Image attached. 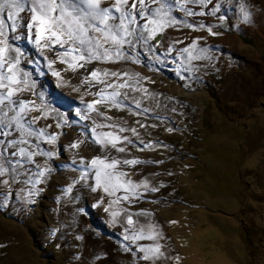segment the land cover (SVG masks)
Returning <instances> with one entry per match:
<instances>
[{
	"label": "rangeland",
	"instance_id": "1",
	"mask_svg": "<svg viewBox=\"0 0 264 264\" xmlns=\"http://www.w3.org/2000/svg\"><path fill=\"white\" fill-rule=\"evenodd\" d=\"M229 1L189 4L204 14L187 16L175 0H167L173 15L186 23L166 27L151 41V54L141 51L139 64L130 59L93 61L73 71L54 51L41 52L32 44L26 28L16 32L21 33L19 39L10 34V43L24 53L20 67L36 82L34 91L22 97L39 105L34 92H44L69 124L58 127L56 112L47 118L42 112L31 113L41 117L35 128L59 134L55 143L32 138L40 149L55 153L52 158L36 155L41 164L13 157V149L8 150L12 163H22L15 173L0 176L7 181L0 183V264H264V29H246L243 8L240 13L238 0ZM202 48L207 52L201 53ZM56 51L62 49L57 46ZM190 55L210 59L190 60ZM48 60L56 61L52 68L59 76L52 75ZM97 69L121 74L119 80L109 77L108 83L131 85L118 89L126 95L127 107L105 101L95 105L98 112L81 120L77 110L86 111L88 103L99 99V89L86 88L75 75L90 78ZM182 91L189 94L183 96ZM93 122L136 130L123 132L133 141L123 146L129 160L143 163L119 168L132 179L140 170L151 171V181L145 180L157 191L140 188L139 198L112 204L116 197L93 191L91 174L81 179L93 158H110L113 150L94 142ZM70 131L80 135L78 147L66 144ZM14 138L18 136L7 137ZM72 147L93 157L82 158V150L75 156ZM36 165L51 172L40 178L39 192L22 202L17 181L27 169L37 170ZM113 211L118 213L115 222ZM129 215L133 225L127 222ZM132 228L143 229L145 238L126 241L125 230ZM150 231L155 239L147 238ZM155 244L163 256L143 259L138 245Z\"/></svg>",
	"mask_w": 264,
	"mask_h": 264
},
{
	"label": "snow or ice",
	"instance_id": "2",
	"mask_svg": "<svg viewBox=\"0 0 264 264\" xmlns=\"http://www.w3.org/2000/svg\"><path fill=\"white\" fill-rule=\"evenodd\" d=\"M207 3L208 0H175L176 6L187 16L204 14L193 11L189 4L205 6ZM182 23L186 22L178 20L173 15V7L167 0H111L110 3L108 0H0V176L15 173L17 165L22 163L21 160L12 163L8 159L9 149H13L11 156L35 164L36 155L52 158L55 153L40 149V144L33 143L32 138L35 137L37 141L43 140L46 143H55L59 138V134L46 133L43 128L34 127L41 117L32 116L31 113L42 112L43 118H47L51 112H56V108L52 107L55 100H46L44 92H34L41 101L39 105L35 100L22 97L24 92L34 91L36 82L31 78L30 72H25L20 67L24 53L20 47L10 43V34L26 28L27 39L41 52L45 49L54 51L61 63H65L68 68L75 71L93 61L118 62L130 59L139 64L141 51L148 54L153 52L155 45L151 44V41L155 40L157 35L162 34L166 27ZM188 26L191 27V25ZM208 31L211 32V28ZM19 38V36L15 37V39ZM57 46L62 51H56ZM192 48L195 49L196 45L193 44ZM183 51L188 53L189 49L185 48ZM200 52L206 53L207 50L202 48ZM202 58L210 59L207 56H189L190 60ZM55 62V60H48L47 67L52 75L59 76V72L52 68ZM109 77H116L119 80L121 74L107 71L101 73L97 69L90 73V78L85 79V83L94 80L105 87L95 93L99 99L88 103L86 111L77 110L76 114L81 120L88 119L90 112H98L95 105L105 101L117 108L127 107L124 103L126 95L122 97L118 89L131 87V85L127 81L119 84L108 83ZM136 82L138 83V80ZM108 89L112 91L109 92ZM135 107H141L139 102H136ZM56 114L60 117L57 122L58 127L69 124L63 112H56ZM106 119L110 118L106 117ZM93 123L91 130L93 139L101 148L105 150L112 148L123 153L127 151V148L121 145L133 143L129 137L121 136L120 133L131 131L136 134L135 129L120 128L117 132L116 125ZM104 127L112 128L114 131H98ZM9 136H18V138L7 139ZM140 143L143 144V141ZM78 146V144L73 145V147ZM138 163L143 161L109 158L107 155L96 157L90 161L91 168L84 172L81 179H87L91 174L95 179L93 191L101 189L108 195L116 197L112 204H118L121 200L130 201L131 197L139 198L140 188H144L145 191H157L156 188L149 189L147 181L141 184L133 182L128 173L119 168L121 164L135 166ZM36 167L39 170L34 173L36 179L30 181L32 187L28 191L29 196L39 192L37 185L41 182L40 178L51 172L49 168H41L40 165ZM0 183H7V181H0ZM121 190L125 195L117 196ZM112 215L115 222L118 213L113 211ZM127 222L129 225L134 224L131 215L128 216ZM125 231L126 241L136 243L145 238L143 229L132 228ZM160 235L162 233L156 234V236ZM147 238L155 239L156 237L150 231ZM138 247L144 254L145 260L155 261L163 256L159 244L138 245Z\"/></svg>",
	"mask_w": 264,
	"mask_h": 264
},
{
	"label": "bare ground",
	"instance_id": "3",
	"mask_svg": "<svg viewBox=\"0 0 264 264\" xmlns=\"http://www.w3.org/2000/svg\"><path fill=\"white\" fill-rule=\"evenodd\" d=\"M88 66V65H87ZM87 69V68H86ZM83 71V70H82ZM79 80H80V82H82V84H84L85 85V87L86 88H89V86H91V89H100V88H102V87H100V88H98V87H96V85L94 84V81H91L90 83H85V79L87 78V77H85V78H80L79 77V75L77 76V75H75ZM96 92V91H95ZM95 92H92L93 94L95 93ZM111 92V91H110ZM187 94H189V93H186V92H183L182 91V95L184 96V95H187ZM90 96H91V94H90ZM88 98V97H87ZM91 98H92V96H91ZM29 99V98H28ZM91 102V101H90ZM100 130H102L103 132H110V131H114V130H109V131H107L105 128H101ZM115 131H117V132H119V130H115ZM122 134L123 133H120V135L122 136ZM79 136L80 135H78L77 134V132L76 131H70L69 132V137H68V142L66 143V144H69L70 143V141L74 144V143H76V144H78V142H79ZM83 136V135H82ZM82 137H80V139H81ZM72 144V145H73ZM86 145V144H85ZM121 146H123V145H121ZM126 148H127V146H125ZM73 148V147H72ZM79 150H82L81 151V154H82V158H86V159H88V158H90V157H93L92 155L90 156V157H88V155H89V153L88 152H86L85 150H83V149H80V148H76V149H74L73 148V150H72V152H71V154H73V155H75V156H78L77 155V153L79 152ZM80 154V155H81ZM92 154H94V153H92ZM129 153H128V148H127V151L126 152H123V153H121V152H118V151H116L115 149H113L112 150V154H111V156H110V158H117V159H122V158H124L126 155H128ZM129 156L130 155H128L127 156V159L129 158ZM81 157V156H80ZM39 158V159H38ZM36 157V158H34V160H35V162L37 163V162H41V158L40 157ZM94 159V158H93ZM87 161H89V159L87 160ZM38 163V164H41V163ZM79 162V161H78ZM35 163V164H36ZM82 164V163H81ZM26 167H29V166H26ZM23 170H25V169H23ZM39 169H37V170H33V169H31V168H29V169H27V171H26V173L27 174H23V175H21V177H19V180L17 181V190H18V192L20 193V196L19 197H21V200H22V202H25L24 201V199H26V200H28V197H29V195H28V191L30 190V188H31V183H30V179H29V177L28 176H34V173H36L37 171H38ZM140 170V169H139ZM150 172L151 171H149V170H147L146 171V174H145V171H142V170H140L139 171V175L137 176V178H134V179H132L131 178V180L133 181V182H135V183H143L144 181H147V180H145V179H148V178H150V181H151V179H152V174L150 175ZM30 173V174H29ZM74 173V172H73ZM136 174L137 173H135V177H136ZM75 175V174H74ZM35 177V176H34ZM149 181V182H150ZM155 182V181H154ZM153 184V183H152ZM144 189V188H143ZM31 197V196H30ZM23 198V199H22ZM145 201V200H144ZM145 203V202H144ZM161 252H162V250H161ZM165 258V257H164Z\"/></svg>",
	"mask_w": 264,
	"mask_h": 264
},
{
	"label": "crops",
	"instance_id": "4",
	"mask_svg": "<svg viewBox=\"0 0 264 264\" xmlns=\"http://www.w3.org/2000/svg\"><path fill=\"white\" fill-rule=\"evenodd\" d=\"M233 1L234 0H230L229 2L233 3ZM261 5L264 7V0H238L237 7H239L240 13L242 12L241 8H243V14L245 15L243 16L245 20H244V24L242 23V25L243 26L245 25V21L247 20L249 21V22H246V29L248 30L252 28L255 29V26L257 28L255 31H260V29H264V24H263L264 8ZM251 9H253L254 12ZM250 15H253L252 19H256L255 25H254V22L249 19ZM254 15L257 18H255ZM260 16H262L261 20L259 19ZM250 24H252V26H250ZM258 26H261L262 28ZM20 34H21L20 32L16 34L14 33V35H16L15 37H17ZM117 196H119V192L117 193Z\"/></svg>",
	"mask_w": 264,
	"mask_h": 264
}]
</instances>
